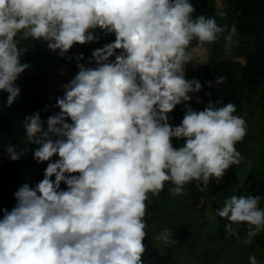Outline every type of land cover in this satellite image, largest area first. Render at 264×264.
I'll list each match as a JSON object with an SVG mask.
<instances>
[{
    "label": "clouds",
    "instance_id": "9594fccd",
    "mask_svg": "<svg viewBox=\"0 0 264 264\" xmlns=\"http://www.w3.org/2000/svg\"><path fill=\"white\" fill-rule=\"evenodd\" d=\"M195 11L190 0H0V91L9 107L29 68L18 35L42 39L61 56L99 40L96 29L115 36L92 52L94 68L77 63L56 100L59 113L46 122L39 112L25 117L28 140L39 145L34 158L48 163L44 178L21 186L16 206L2 210L0 264H143L149 194L158 196L166 182L173 196L193 181L207 187L241 163L235 145L247 134L246 121L233 103L210 101L202 111L185 104L181 123H170L168 114L202 88L185 78L191 42L213 43L226 30L214 18H193ZM235 33L233 26L228 44ZM6 151L12 161L22 155L13 145ZM260 200L233 196L217 210L229 221L227 235L238 237L233 225L245 224L244 243H252L264 230ZM172 235L164 229L156 239L171 246ZM249 264H258L255 255Z\"/></svg>",
    "mask_w": 264,
    "mask_h": 264
},
{
    "label": "trees",
    "instance_id": "16d2710c",
    "mask_svg": "<svg viewBox=\"0 0 264 264\" xmlns=\"http://www.w3.org/2000/svg\"><path fill=\"white\" fill-rule=\"evenodd\" d=\"M196 11L193 18L204 15L206 18H214L217 25L224 20L230 30L233 26L236 32L244 37L246 44L251 48L236 51L235 48L228 58H220L211 54L210 58L201 66V82L206 90L207 104L211 101L217 107L227 103L236 106L235 115L239 116L242 106L251 94L256 95L259 102L257 115L264 120V0H222L223 16H219L213 0H190ZM99 35V40L84 45L75 44L64 56L59 50L52 51L48 48L47 42L32 38L21 39L18 35V47L21 49V63H27V68L15 82L20 88V95L9 107L7 106L8 93L0 91V219L3 218V209L11 211L17 204L15 193L24 184L30 187L44 178V171L48 162L40 163L34 158V151L39 145L29 142L24 128L25 117L39 112L42 121L58 113L56 100L58 94H50L46 88V76L50 69H63L78 74L77 63L86 67H95L92 60V52L102 48L105 44L114 42V34L100 33L99 29L94 30ZM234 42L238 45L237 40ZM200 42L193 39L189 47L191 52L199 47ZM83 55L84 59L78 61ZM114 60V57L110 58ZM91 61V62H90ZM216 77H223V83L217 85ZM211 84V86H209ZM210 93V95H209ZM191 101L183 102L169 113L170 123L178 126L185 114V104L192 105ZM246 106V104H244ZM46 127V123H45ZM174 145L180 146L183 141L173 140ZM243 141L238 142L235 147L241 153L243 160L239 165L229 168L223 178L218 182L211 179L204 187L198 186L196 181L185 185L193 205H198L201 200L205 201L211 196L216 202V215L220 225V235H224L225 225L229 221L221 218L217 210L222 208L227 200L233 196H264V155L257 156L255 149H244ZM13 145L21 157L12 161L7 155V147ZM246 146V144H245ZM257 152V153H256ZM249 154L252 158L248 159ZM259 154V153H258ZM58 157H53V160ZM53 180L55 177L52 178ZM174 187L166 182L163 191L158 196L149 194L145 222L148 232L154 217V212L159 208V199L163 193ZM204 188L201 191V188ZM60 190H67V185L61 182ZM203 206L200 207V210ZM258 242L264 249V230L258 236ZM143 264H159L142 258Z\"/></svg>",
    "mask_w": 264,
    "mask_h": 264
},
{
    "label": "rangeland",
    "instance_id": "374dc122",
    "mask_svg": "<svg viewBox=\"0 0 264 264\" xmlns=\"http://www.w3.org/2000/svg\"><path fill=\"white\" fill-rule=\"evenodd\" d=\"M219 16H223L222 0H213ZM219 26L226 30L218 34L213 43H200L199 47L191 51L192 61L185 66V78L197 79L201 91L193 94L192 109L202 111L208 105L206 90L201 82V66L210 58L211 54L220 58L231 56L235 46L238 50L250 49L251 43L246 44L244 37L237 32L233 35L232 42L228 44L225 37L229 29L224 20L219 21ZM238 42V45L234 42ZM236 51V48H235ZM76 72L63 69H50L46 76V88L50 94L64 96L63 86L69 83ZM199 99V103H197ZM246 104V106L244 105ZM242 106L239 116L246 121L247 134L242 140L244 149H255L257 156L264 155V120L257 115L259 102L256 95L251 94ZM60 109L58 108V113ZM66 122L71 123L68 119ZM249 154L248 159L252 158ZM171 189V188H170ZM170 189L163 193L159 199L160 206L154 212L151 226L143 240L146 251L142 258L159 264H249V256L255 255L258 264H264V249L258 242L257 234L252 238L251 244L244 243L247 239V225H233L239 236L220 235L219 220L216 215V202L211 196L198 205H193L188 190L179 196L170 194ZM260 207L264 209V196H260ZM202 209L200 210V207ZM172 232V238L177 243L169 246L156 237L164 230Z\"/></svg>",
    "mask_w": 264,
    "mask_h": 264
}]
</instances>
